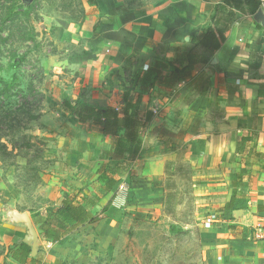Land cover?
Wrapping results in <instances>:
<instances>
[{"label": "rangeland", "instance_id": "1", "mask_svg": "<svg viewBox=\"0 0 264 264\" xmlns=\"http://www.w3.org/2000/svg\"><path fill=\"white\" fill-rule=\"evenodd\" d=\"M88 1L0 0V78L15 82L10 93L0 86V223L6 210L43 213L64 192L95 180L111 136L77 122L63 110L64 99L120 108L124 88L139 86L150 59L159 57L155 48L134 47L130 37V47L116 49L111 61L89 66V49L76 32ZM143 1L125 0L128 9ZM14 55L21 63L10 68ZM86 66L91 71L81 74ZM198 81L207 93L189 88L180 113L174 93L167 108L165 90L144 82L142 113L150 119L139 157L109 193L93 192L96 221L76 225L57 243L37 241L43 264L202 260L200 233L226 204L230 169L212 164L209 80Z\"/></svg>", "mask_w": 264, "mask_h": 264}, {"label": "crops", "instance_id": "2", "mask_svg": "<svg viewBox=\"0 0 264 264\" xmlns=\"http://www.w3.org/2000/svg\"><path fill=\"white\" fill-rule=\"evenodd\" d=\"M223 1L148 0L128 9L125 0H89L76 32L89 49L85 58L91 61L89 66L111 61L116 49L130 47V37L136 41L134 47L156 49L159 57L150 59L147 66L154 61L168 63L176 52L191 48V37L208 30L215 6ZM254 14L234 11L224 41L210 61L192 65L190 76L163 89L167 108L174 93L173 102L180 113L186 107L189 88L207 93L200 90L198 79L208 77L210 94L205 101L212 112L206 127L211 161L230 169L229 196L200 233L205 254L196 264H264V240L253 235V228L264 224V27L255 21ZM89 66L79 68L80 73H89ZM196 73L198 77L193 80ZM143 106L144 99L142 111ZM232 191L233 200L228 204ZM4 215L0 264H43L38 259L37 241L46 240L30 215L29 222H15L7 210ZM21 244L30 248L31 262L20 263L12 257L13 252L19 254Z\"/></svg>", "mask_w": 264, "mask_h": 264}, {"label": "trees", "instance_id": "3", "mask_svg": "<svg viewBox=\"0 0 264 264\" xmlns=\"http://www.w3.org/2000/svg\"><path fill=\"white\" fill-rule=\"evenodd\" d=\"M259 0H224L215 6L210 17L208 30L196 37H191V48L176 52L168 63L154 61L147 66L139 86H127L122 91V105L97 107L81 99L63 101V110L75 117L79 123H90L100 133L111 136L110 146L100 154L102 164L96 178L87 186L64 192L58 204L47 205L43 213L31 215L41 237L51 243H57L76 225L92 223L98 218L93 214L98 198L93 192L109 193L118 181L131 171L133 162L139 157L143 146V132L150 119V113L143 115L141 105L147 85L170 89L179 81L191 75V66L196 63H208L215 51L224 41V33L234 11L253 15L259 8ZM15 59V55L12 56ZM21 60L15 59L10 68H17ZM168 70L166 74L163 71ZM2 93L14 85L12 81L0 78ZM40 94V92H39ZM31 145V142H27ZM233 200V191L228 204ZM106 207V206H105ZM102 209V212L105 210ZM30 248L20 245V252H13L12 257L20 263L29 260Z\"/></svg>", "mask_w": 264, "mask_h": 264}, {"label": "water", "instance_id": "4", "mask_svg": "<svg viewBox=\"0 0 264 264\" xmlns=\"http://www.w3.org/2000/svg\"><path fill=\"white\" fill-rule=\"evenodd\" d=\"M254 19L256 22H259L261 26L264 27V12L262 9L257 10V12L254 14ZM10 216H12V219L15 222H29V216L27 214H19V213H13V212H8ZM33 240L36 239V233H33L32 235ZM30 238V239H32ZM34 251V249H32Z\"/></svg>", "mask_w": 264, "mask_h": 264}, {"label": "built area", "instance_id": "5", "mask_svg": "<svg viewBox=\"0 0 264 264\" xmlns=\"http://www.w3.org/2000/svg\"><path fill=\"white\" fill-rule=\"evenodd\" d=\"M259 1H260L259 8L264 11V0H259ZM121 191H122V189H121ZM114 199L116 200V199H118V197H115ZM204 226L205 227L209 226V223L206 221L204 223ZM253 235L257 240H264V224H257L253 228ZM48 243H50V242H48Z\"/></svg>", "mask_w": 264, "mask_h": 264}]
</instances>
